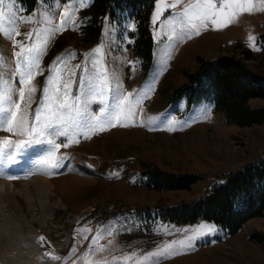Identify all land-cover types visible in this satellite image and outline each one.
Instances as JSON below:
<instances>
[{
  "label": "rangeland",
  "instance_id": "374dc122",
  "mask_svg": "<svg viewBox=\"0 0 264 264\" xmlns=\"http://www.w3.org/2000/svg\"><path fill=\"white\" fill-rule=\"evenodd\" d=\"M94 1L84 0L78 5L77 0H36L30 7L14 0V31L20 35L9 39L0 32V68L5 79L16 68L15 42L43 44V35L49 37L38 73L29 86L35 91L29 93L8 80L0 96L6 97L11 87V99L20 103V111L13 107L12 113L0 119L12 114L19 119L27 112L31 128L43 90L50 87V69L61 60H66L68 72H75L74 76L63 77L71 80L70 95L82 98L87 73L92 72L91 54L97 47H102L103 54L97 68L106 69L113 86L119 83L122 95L131 94L136 111L134 117L122 115L115 126L105 124L87 138H76L71 132L68 137H56L55 143L61 145L58 151L54 144L45 143L49 137L38 139L0 129V151H7L2 147L6 139L14 144L24 141L16 160L33 144L43 142L46 148L32 162L37 170L34 175L9 178L14 183L0 180L9 182L0 185V213L5 210L3 215L10 218L4 226L9 232L0 247L21 243L29 255L24 258L19 252L0 251V264H264V246L251 240L253 234H264V217L251 220L233 236L205 221L181 225L163 219L167 210L197 201L212 185L224 183L226 173L258 160L264 152V126L229 125L216 111L213 100L190 102L186 95L175 96L202 61L224 55L235 54L249 70L264 78V2L252 0L251 12H237L227 24H198L197 35L178 14L198 0H180L176 8L163 6L176 0H156L148 21L152 44L148 53L142 50L136 17L121 10H116L114 17L110 12L96 17ZM213 2L219 7L220 0ZM65 12L72 17L71 23ZM61 21L65 22L63 27ZM29 33L33 34L31 42ZM244 49L251 51L252 59H245ZM86 66L87 73L83 71ZM20 90L26 92L22 103ZM110 98L111 93L105 102L110 103ZM249 103L264 107V98H253ZM0 106H8L7 98ZM100 106L98 100L93 101L87 110L98 115ZM41 115L43 119L44 113ZM53 151L54 162L65 165L63 171L43 163ZM4 170L0 167V172ZM156 171L201 179L190 190L154 192L150 185ZM38 175L50 180L55 195L35 182ZM25 182L32 184V192L21 196L19 190ZM31 198L37 200L42 212L35 217V225L24 214ZM22 227L25 232L18 240L8 239L11 230L20 232ZM208 228L213 231L206 232ZM190 237L192 246L182 248L180 242ZM169 242L176 254L154 258L152 254Z\"/></svg>",
  "mask_w": 264,
  "mask_h": 264
},
{
  "label": "trees",
  "instance_id": "16d2710c",
  "mask_svg": "<svg viewBox=\"0 0 264 264\" xmlns=\"http://www.w3.org/2000/svg\"><path fill=\"white\" fill-rule=\"evenodd\" d=\"M34 6L36 0H19ZM156 0H95L96 17L116 10L128 11L139 20L143 52L151 51L148 21ZM264 47V33L261 35ZM241 48V47H240ZM238 50V48L236 49ZM245 59H252L250 50H243ZM186 95L190 102L213 100L215 109L229 125L238 128L264 126V107H252L250 100L264 98V78L255 74L235 54L202 61L189 82L178 88L175 96ZM201 178L156 171L150 190L154 192L190 190ZM224 183L214 184L197 201L183 203L163 213V219L185 225L205 221L223 230L228 236L237 234L253 219L264 217V152L261 157L240 169L224 175ZM251 240L264 246V234H253Z\"/></svg>",
  "mask_w": 264,
  "mask_h": 264
},
{
  "label": "snow or ice",
  "instance_id": "6c2138e0",
  "mask_svg": "<svg viewBox=\"0 0 264 264\" xmlns=\"http://www.w3.org/2000/svg\"><path fill=\"white\" fill-rule=\"evenodd\" d=\"M65 2L67 3V0ZM160 2L163 3V0H160ZM179 2L180 0H176V3L164 4L163 6L166 8H176ZM81 3H84V0H77L78 5ZM13 5L14 0H0V32L7 35L9 39L20 35L18 31H14L16 13L13 11ZM233 9L236 11H230ZM252 10V0H244V2L235 0L234 3H227L225 0H220L219 7L213 0H198L197 3L189 4L178 15L184 18L186 27L198 35V24L205 25L207 22H211L212 24L223 22L227 24L231 22L233 17L237 16V12H251ZM160 14V11L157 10L156 17H159ZM64 15L67 21L71 23L72 17L69 13L65 12ZM5 21H7V29L5 27ZM64 23V21H61V27L64 26ZM32 36L33 34H28L27 39L30 42L32 41ZM48 38L47 34L43 35V44L32 42L25 45L19 41L14 43L13 46L18 48V51L15 52L16 68L7 79H5L2 68H0V92H5V86L8 84V80L22 86L29 93L35 91L34 87L29 86L38 73L40 56L44 51V45H46ZM102 57V47H97L94 53L91 54L90 64L92 72L87 73L88 66L83 69L87 73V80L83 85L82 98L70 95L71 80H66L63 77L74 76L75 72H68L66 60H61L55 69H50L52 72L49 78L50 87L43 90L41 105L37 108L31 120L32 127H28V114L25 112L19 119H17L15 114H12L9 118L0 119V129L8 132L15 130L20 135L34 136L38 139L49 137L45 140V143L49 145L54 144L55 150L58 151L61 145L55 143L56 137H68L71 132L76 134V138H87L91 132L101 130L105 124L115 126L122 115H126L128 118L134 117L136 111L135 105L130 102L131 94L122 95L119 83L113 86L107 80L106 69L103 67L97 68V63L102 60ZM0 60H2V57H0ZM6 91V97L0 96V102L7 98L8 106H0V116H3L5 113H12L13 107L16 109V112L20 111V103H15L11 99V87H8ZM109 93H111L110 103H106L105 101L108 99ZM25 95L26 92L24 90L19 91V100L21 103L24 101ZM97 100L101 106L96 109L98 115H92L88 112L87 106L89 103ZM138 103L139 101H137ZM106 109L108 110L106 111ZM42 113H44L43 119ZM23 145L24 141L14 144L12 140H4L2 147L7 151H0V167H3L4 163L9 161L16 162V156L20 153ZM64 146L67 147L68 143H65ZM54 161L55 151L51 152L43 160V163L50 164L53 168L61 166ZM8 178L11 179L13 177L9 176ZM205 231L211 232L213 229L208 228ZM109 234H111V230H109ZM98 239L99 237H97ZM191 239L192 237L188 238L187 241H181V247H191ZM41 240L43 241L44 238L42 237ZM96 242V240L93 241V243ZM173 248V243L169 242L152 255L154 258L159 259L176 254Z\"/></svg>",
  "mask_w": 264,
  "mask_h": 264
},
{
  "label": "bare ground",
  "instance_id": "6f19581e",
  "mask_svg": "<svg viewBox=\"0 0 264 264\" xmlns=\"http://www.w3.org/2000/svg\"><path fill=\"white\" fill-rule=\"evenodd\" d=\"M44 149H46L44 147V145H41V146L36 145L32 148L27 149L26 154L22 157L24 162L19 166V168L16 170V172H18L19 174H25V175H29V176L34 175L36 173L35 172L36 169L34 170L31 163H29V162L32 161L33 157H39L41 154H44V152H45ZM64 166H62L58 171H63ZM3 174H6V173L3 171L0 172V180H3L4 178L7 179V177H5ZM35 178H36V181H35L36 183H40L41 185L43 184L47 188V190L50 191V193L55 195L54 191H53L52 183L50 182L49 179L47 180L46 178L42 177L41 175L40 176L38 175L37 177L35 176ZM8 183L9 182H6V181H0V185H6ZM19 192H20L21 196L24 195L26 192L31 193L32 192V184L30 182H27V183L25 182L24 188L20 189ZM8 196H9V194H8ZM25 197L26 196H24V198ZM27 205H28V207H27L28 211H26V212L24 211L25 218H26V220H30L29 222H31V224L35 225L37 222V219L35 217L38 215H39V217L42 216L40 204L37 202V200L35 198H31L30 202H27ZM3 213H7V211L3 210L0 213V246L3 245L4 234L9 232V231L5 230L4 226L6 225V222H8V220L10 218L3 215ZM24 229L25 228L22 227V230L20 232L15 231L14 229L11 230L10 231L11 235L8 237V239H10V240L17 239L18 240L21 233L25 232ZM8 242H10V241H8ZM15 243H18V242H15ZM0 251L3 252L4 254L5 253L6 254H15V253L19 252L21 257H24V258L29 256L28 255V249L26 248V246L24 244H21V243L18 245V244H11V242H10V244H7V247H0ZM23 262L18 261L16 263L12 262L11 264H24Z\"/></svg>",
  "mask_w": 264,
  "mask_h": 264
}]
</instances>
